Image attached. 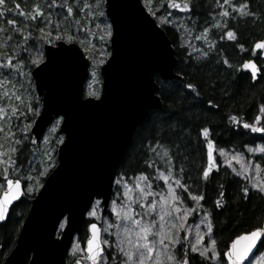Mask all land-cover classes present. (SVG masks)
<instances>
[{
    "label": "trees",
    "instance_id": "16d2710c",
    "mask_svg": "<svg viewBox=\"0 0 264 264\" xmlns=\"http://www.w3.org/2000/svg\"><path fill=\"white\" fill-rule=\"evenodd\" d=\"M168 1L142 0L171 39L179 61L176 72L182 80L157 81L163 106L161 110L151 113L138 129L131 148L120 165L116 181L126 182L133 197L137 192L135 185L140 183L143 186L140 179L142 173L148 175L153 190L157 192H162L169 183L175 185L173 178L165 181L160 176V173L165 176L168 173L162 161L155 155L156 152L162 155L166 149L169 150L174 178L180 179L184 185V188L176 185L177 193L184 199L182 207L197 204L190 199L189 192L203 197L199 201L202 207H197L196 211L190 214L189 221L203 218L205 213L210 214L213 223V233L210 235L216 241L218 263L225 264L224 252L236 236L258 226L264 227V194L254 190L249 177L243 176L237 167L222 165L218 155V151L223 149L248 157V148L264 145V140L259 138L264 134L252 133L243 128L244 123L257 124V116L261 118L257 126H264V112L260 111V108L264 107V69L261 58L254 54L252 47L255 42L264 39V0H228L227 4L224 0H218L219 4L215 0L214 4L212 0L182 1L183 4L190 5V11L169 7ZM53 2L54 0H16L20 5L19 11H23L25 16L14 12L6 17L17 21L15 27L8 25L5 18H0V60H7L8 57L15 59L21 54L22 48L29 49L28 55L33 60L37 56H43V46L48 43L39 42L33 47L31 37H39V29L44 27V35L52 30L54 38L56 25H59L65 41L69 35L72 36L70 42L78 43L91 62L86 96H94L92 93L98 96L100 89L91 81L96 79L98 84H101L99 65L109 56V36L103 28V21H107L105 14L102 19H97L93 13H104V0L99 9H96L95 0H55L56 4H63L62 8H52ZM240 4L247 5L243 18L238 11ZM36 5L45 12L51 11V25H46L44 20L39 18L35 11ZM232 5L237 6L235 10ZM7 7L11 8L12 3L9 2ZM68 7L73 9L72 13L67 12ZM224 11L229 12L228 17L222 15ZM34 15L38 16L37 20L30 19ZM205 27L209 29L208 32L203 31ZM15 28H19V33ZM229 30H234L233 37L228 36ZM204 51H209L208 58L200 55ZM250 59L256 61L261 70L256 82H252L250 74L242 68V64ZM224 61H227V64ZM34 67L29 66L23 71L31 73ZM24 78L28 82L29 76ZM30 80V100L34 102L36 96L31 76ZM188 84H192L193 88L187 89ZM1 90L0 88V92ZM208 101L212 103L209 104ZM20 111L25 112L26 108ZM21 121L27 124L23 117L13 119L16 124ZM203 126L214 129L206 139L199 132ZM253 137H256L254 143ZM62 139L57 133L54 134V166L57 164L58 142ZM12 147H15V144L10 136L8 150L0 151L4 154L0 156V160H7L11 156L16 160V166L24 169L13 174L12 165L0 163V185L4 188L5 180L14 177L28 186V177L33 174L30 169L40 167L37 147L26 146L22 153H12ZM209 153L212 170L210 177L206 178L203 176V169L209 167ZM259 161L264 166V158H259ZM44 169L45 167L41 166V170ZM180 169H183V173ZM116 181L114 194L118 189ZM220 185H225L227 191L225 197L220 198L221 206L217 208L214 201L219 198ZM244 187L249 188L246 199L238 191ZM30 198L31 196L27 195L21 200L7 222L0 225L1 253L14 246L23 216L21 212L25 214L28 211ZM224 199L227 200L226 205L223 203ZM108 217L112 219L111 213ZM84 238L85 234L78 238L82 245ZM263 246L264 244L260 251ZM187 254L191 264H213L199 254L193 255L190 250ZM176 255L180 256L181 251L177 250Z\"/></svg>",
    "mask_w": 264,
    "mask_h": 264
},
{
    "label": "water",
    "instance_id": "95a60500",
    "mask_svg": "<svg viewBox=\"0 0 264 264\" xmlns=\"http://www.w3.org/2000/svg\"><path fill=\"white\" fill-rule=\"evenodd\" d=\"M104 7L112 35L110 55L100 67L102 83L98 97L85 96L90 61L77 43L44 45L47 67L37 65L31 70L36 98L41 102L40 113L44 116L43 120L35 118L39 124L36 131L42 135L33 137L36 143L31 147L42 142L56 120L61 121L58 134L63 141L57 150V165L31 200L16 244L2 264H67L74 239L83 232L86 254L91 224L96 223L102 232L99 223H88V212L103 197L108 202H101L102 215L108 214L120 165L138 129L163 106L157 81L182 80L176 72L179 61L171 40L142 0H105ZM257 45H264V39L253 44L264 68V49ZM256 65L255 78L251 68L245 69L252 82L261 73ZM5 191L7 181L0 198ZM24 196L5 206L8 215L0 225ZM63 219L66 224L57 236ZM261 244L258 242L241 264H248ZM231 246L232 242L228 249Z\"/></svg>",
    "mask_w": 264,
    "mask_h": 264
},
{
    "label": "snow or ice",
    "instance_id": "6c2138e0",
    "mask_svg": "<svg viewBox=\"0 0 264 264\" xmlns=\"http://www.w3.org/2000/svg\"><path fill=\"white\" fill-rule=\"evenodd\" d=\"M11 2L12 7H7V4ZM170 5L174 9H180L181 11H190V5L188 3H178L176 0H169ZM102 0H95L96 9L100 8ZM227 4L228 0H224ZM52 8L63 7V4H56L55 0L51 5ZM236 5H232L235 10ZM246 4H240L238 11L241 18L246 15L245 9ZM20 10V5L16 3V0H0V18H5V22L8 25L16 26L17 21L15 19H6L7 16H11L14 12H18L20 16H25V13ZM35 11L38 13L39 18L44 20L46 25H51V11L45 12L39 5L35 6ZM68 13H72L73 9L71 7L67 8ZM95 18L102 19L104 13L99 11L98 13H93ZM224 17L229 16L228 11H224L222 14ZM38 16L34 15L30 19L37 20ZM106 33L110 37L112 35V25L106 24ZM15 31L19 33V28H15ZM204 32H208L209 29L205 27ZM39 37H31V44L35 47L39 42H44L48 44L62 45L65 41L64 35H62L59 30V25H56L55 37L53 38V31L49 30L46 35L45 28L41 27L39 29ZM7 34V33H6ZM228 36H234V30L228 31ZM102 39V37H101ZM72 36L67 37V41H71ZM264 49V45H257ZM39 51V49H37ZM29 49L22 48L21 54L15 59L8 57L7 60H0V79L9 78V86L15 87L12 81L19 84L21 90L28 91L31 88L30 72L23 71L24 68L29 66L43 65L47 67L45 63V58L43 56H37L33 60L28 55ZM204 58H208L209 51H204L200 54ZM50 62V61H49ZM227 64V61H224ZM242 68H251L253 71L251 75L255 78L257 65L254 60H247L242 64ZM37 70H42L37 67ZM29 76L27 86L23 81V77ZM2 87V86H0ZM187 89H192L193 85H186ZM92 95H96L92 93ZM10 98V93L4 92L3 97L0 98V104L5 103ZM16 101H21L20 95H15ZM209 104L212 101H208ZM39 100L38 98L34 102L30 101L26 105V111L21 112L15 106L0 107V124L7 122L9 128H14L15 131H9V135L13 138V143L15 147L11 148L12 153H22L26 146H32L36 143L33 140L34 136L42 135L41 132H37L36 129L39 128V124L36 122L35 118L39 117L40 120L44 119L39 111ZM261 112H264V107L260 108ZM23 117V120L27 121V124L22 121L18 124L13 123L14 118ZM235 119V117H231ZM260 117H255L257 124L260 122ZM257 124L244 123L243 128L249 130L252 133L264 134V126H257ZM3 128L0 127V131ZM183 130V129H182ZM214 131L210 126H203L199 132L203 138H208L209 135ZM264 140V135L259 137ZM256 137L252 138V143L255 142ZM211 143V141H210ZM223 149H221V154H223ZM249 153H259L264 156V146L261 147H251L248 148ZM4 155L0 153V156ZM47 156L46 167L43 171L37 170V174L41 177L45 176L49 169L53 168L54 165L51 163L53 157L50 153H45ZM156 157L162 161L165 166V171L168 173L165 176L160 173L163 180L168 181L169 178L174 179L175 185L184 188L181 184L180 179L174 178V171L172 167V158L169 150H165L161 155L159 152L155 153ZM209 155V160L211 158V153ZM234 159L236 157H233ZM0 163L10 164L11 173H18L21 169L16 166V160L12 159L11 156L7 160H0ZM257 171L260 170V165H255ZM212 170V163L210 160L209 167L203 169V176L210 177ZM159 172V169H157ZM247 171V169H245ZM183 173V169H180ZM7 174V173H6ZM29 180L32 179L31 176L28 177ZM143 182V186L140 183L135 185L137 192L136 196L133 197L129 194L130 186L123 182L124 191H117L114 195L116 199H111L112 204H116L117 200H126V203L121 205L123 208V214L116 208H112L111 211L115 213L114 228L113 225H109L103 229V236L100 227L96 223L91 224V238L87 240L86 254L81 256L80 259H74L73 264H82V261H88L89 264H191V259L188 256V251L190 250L193 255L199 254L201 257H208V248L204 247L202 244L203 237L201 236V227L209 234L213 233V223L210 220V214L205 213L203 218H199V222L194 224L195 227V242L189 239V232L191 225L186 224V220L190 214L196 211L197 207H202L199 205V201L203 199L202 196L192 195L191 192L188 196L192 201H196L197 204L192 207H182L184 205V199L180 194H178L169 183L166 193H160L153 190L152 183L149 180L148 175L141 174L140 178ZM116 184L120 186L122 184L121 180H117ZM252 187L259 188L261 193H264V184H253ZM219 198L214 201L217 208L221 206V199L225 197L227 188L225 185L219 186ZM36 189L30 186L22 184L20 179H8L7 180V191L3 193V197L0 198V221H3L7 215L6 205L18 199L21 195H29L33 193ZM242 193L243 197L246 199L249 194V188L244 187L238 190ZM98 196L102 197V194L97 193ZM107 205L108 200L105 198L98 199L96 201L97 205L101 202ZM223 203L226 205L227 200L224 199ZM89 217H97L96 209L88 212ZM113 229V230H110ZM183 233V234H182ZM208 239L212 242V256L211 259H216V241L212 239L211 235ZM244 241L246 243L241 244ZM264 243V227H255L248 230L245 234L238 235L232 241V246L226 252L224 256L227 257L225 264H241L248 253L253 249V247L258 243ZM180 250L181 255L177 256L176 251ZM82 251L77 249L76 253ZM74 253V255L76 254Z\"/></svg>",
    "mask_w": 264,
    "mask_h": 264
},
{
    "label": "rangeland",
    "instance_id": "374dc122",
    "mask_svg": "<svg viewBox=\"0 0 264 264\" xmlns=\"http://www.w3.org/2000/svg\"><path fill=\"white\" fill-rule=\"evenodd\" d=\"M182 1H186V0H181V1H176V2L183 4ZM212 1H213V4H214V0H212ZM215 2H217L219 4L218 0H215ZM167 4L169 5V7H171L169 1L167 2ZM106 24H109V23H108V21L104 20L103 21V28L105 29V32H106V28H105ZM218 32H220V31H218ZM103 56L105 57V55H103ZM103 63L104 62L100 63L99 67ZM23 81L25 82V85L27 86V80L24 78ZM91 82L98 89L101 88V85L98 84V81L96 79H93ZM12 83L15 84V87H10L9 86V78L0 79V86H2V87H0L2 89L1 92H0V98L3 97L4 92L10 93V98L5 103L0 104V107L15 106L19 110H22V109L26 108V105L31 101L30 100V94H29L30 92H29V90L28 91L21 90L20 87H19V84H16L15 81H12ZM15 95H20L21 98H22L21 101H16L15 98H14ZM59 124H60V120H57L54 123V125L48 130V132L46 133V135L43 138L42 142L37 146L36 152H37L38 156L40 157V159H39V164H40L39 168L40 169L39 168H35V167L30 169V172L33 173V174H30L32 179L30 180L28 186L33 187V188L36 189L33 193L29 194V196H31V197H33L40 190V188L42 186L43 178H45V176H46V175L43 176V177L39 176L37 174V170L43 171V170H41V166H43V167L47 166L46 165L47 156L45 155V153H50L52 156L54 154L55 143H53L52 140L54 138V134H56L57 131H58ZM0 127L3 128V130L0 131V151H3V150L7 151L8 150V141L10 139L9 131L11 130V131L14 132L15 129L14 128L10 129L9 125L7 124L6 121L3 122L2 124H0ZM61 141L58 142L59 145L61 144ZM258 147H261V146H258ZM218 155L221 158L222 165L226 164V165H230L232 167H237L241 171V174L243 176H248L249 179H250V185H253V184H264V166L259 161V158H264V156H261V154H259V153H249V156L245 157V156H242L241 154H238V153H235V152L223 151V154H221V150H219L218 151ZM233 157H236V158L234 159ZM51 162L54 165V162L53 161H51ZM257 164H259L261 166L259 172L257 171V169L255 167V165H257ZM245 169H247V171H245ZM172 187L177 192V186L176 185H172ZM167 188L168 187H166L160 193H166ZM3 189L4 188L2 187V185H0V194L3 191ZM118 190L121 191V192L124 191L123 183L120 186H118L117 191ZM254 190H259V188H255ZM129 194L131 195V191L129 192ZM115 199H116V197H115ZM119 202H121L122 204H119ZM125 203H126V200H117L116 204H112V203L110 204L107 215H109V213H111V215H112V219L111 220L109 219V217L107 215L106 216L102 215V207L95 203L93 208L91 209V211L93 209H96L97 217H89V216H87V218L101 223L103 229L105 227H108L109 225H113V228H114L115 225H114L113 222H115V213L112 212L111 209L112 208H116L118 211L121 212V214H123V208L121 207V205H123ZM23 214H24V212L22 211L21 215H23ZM199 218L200 217L196 218L192 222L189 221V217L186 220V224L192 226L191 229H190V232H189V239H191L193 242H195V238H196L194 224L199 222ZM65 224H66V219H63L62 222L60 223V226H59V229H58V234L64 228ZM110 230H113V229H110ZM200 234L203 237V240H202L203 246L208 248V257L207 258L204 257V258L207 259L208 261H210L213 264H219L218 263V251H217L216 245H215V248H216V259H211V256H212V251L211 250H212L213 245H212L211 240L208 239V236L210 234L205 231L203 226L201 227ZM77 249H81L82 251H80L79 253H76ZM74 253H76V254L74 255ZM84 255L85 254H84V251H83V246L81 245V243L76 238L74 243H73V245H72V248L70 250L69 258H70V260H74L76 257L84 256ZM249 264H264V247L262 248V250L260 252H258L256 254V256L249 262Z\"/></svg>",
    "mask_w": 264,
    "mask_h": 264
},
{
    "label": "flooded vegetation",
    "instance_id": "af4514ba",
    "mask_svg": "<svg viewBox=\"0 0 264 264\" xmlns=\"http://www.w3.org/2000/svg\"><path fill=\"white\" fill-rule=\"evenodd\" d=\"M170 40H171V39H170ZM17 179H18V178H17ZM23 184H24V183H23ZM24 185H25V184H24ZM23 199H24V198H23ZM23 199H22V200H23ZM30 201H31V199H30ZM20 202H21V201H20ZM20 202H18L17 204H19ZM17 204H15V205L13 206V208L11 209L8 218L10 217L11 212L13 211V209L16 207ZM28 210H29V209H28ZM27 213H28V211H27L25 214H23V216H21V219H20V225H19L18 230H17V233H16V240H17V237H18V234H19V232H20V229H21L22 223H23V221H24V219H25ZM7 220H8V219H7ZM6 222H7V221H6ZM6 222H5V223H6ZM5 223H4V224H5ZM15 244H16V242H15ZM15 244H14V246H15ZM14 246H13V247H14ZM13 247H12L9 251H6V252H4V253H1V249H0V264H2V262L4 261V259L6 258V256L12 251ZM67 264H72V262L69 263V262L67 261Z\"/></svg>",
    "mask_w": 264,
    "mask_h": 264
},
{
    "label": "bare ground",
    "instance_id": "6f19581e",
    "mask_svg": "<svg viewBox=\"0 0 264 264\" xmlns=\"http://www.w3.org/2000/svg\"><path fill=\"white\" fill-rule=\"evenodd\" d=\"M28 167H29V166H28ZM22 169H24V168H22ZM22 169H21V170H22ZM19 172H20V171H19ZM19 172H18V173H19Z\"/></svg>",
    "mask_w": 264,
    "mask_h": 264
}]
</instances>
